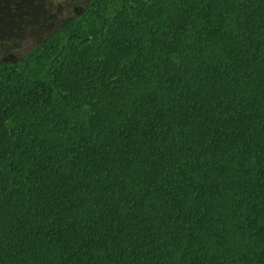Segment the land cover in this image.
<instances>
[{"label":"trees","instance_id":"16d2710c","mask_svg":"<svg viewBox=\"0 0 264 264\" xmlns=\"http://www.w3.org/2000/svg\"><path fill=\"white\" fill-rule=\"evenodd\" d=\"M0 264H264V0H86L0 57Z\"/></svg>","mask_w":264,"mask_h":264},{"label":"rangeland","instance_id":"374dc122","mask_svg":"<svg viewBox=\"0 0 264 264\" xmlns=\"http://www.w3.org/2000/svg\"><path fill=\"white\" fill-rule=\"evenodd\" d=\"M86 0H0V57L20 55Z\"/></svg>","mask_w":264,"mask_h":264}]
</instances>
